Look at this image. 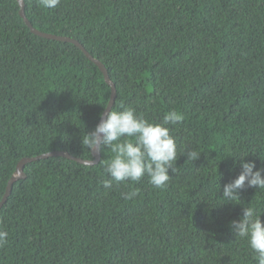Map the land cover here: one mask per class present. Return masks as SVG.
Here are the masks:
<instances>
[{
	"label": "trees",
	"instance_id": "1",
	"mask_svg": "<svg viewBox=\"0 0 264 264\" xmlns=\"http://www.w3.org/2000/svg\"><path fill=\"white\" fill-rule=\"evenodd\" d=\"M24 3L34 28L79 41L105 65L111 110L183 120L168 125L177 161L165 188L145 176L105 190L108 150L94 167L62 156L27 163L0 209V264H258L230 221L244 207L264 215V190L245 186L235 201L222 192L243 162L264 168V0ZM19 10L0 0V201L22 158L92 160L82 137L111 97L79 46L34 34ZM133 188L140 194L125 199Z\"/></svg>",
	"mask_w": 264,
	"mask_h": 264
},
{
	"label": "clouds",
	"instance_id": "2",
	"mask_svg": "<svg viewBox=\"0 0 264 264\" xmlns=\"http://www.w3.org/2000/svg\"><path fill=\"white\" fill-rule=\"evenodd\" d=\"M61 0H37V6L44 9H56ZM105 107V106H104ZM109 104L105 107L107 109ZM183 120L181 113L176 110L167 112L163 123H155L143 114H137L135 108L125 107L101 113L100 123L91 133L82 137V145L93 154L97 151L111 152V157L103 162V171L110 177L103 179L105 190L112 188L113 182L139 183L147 176L151 185L157 188L167 187L171 177L169 170L176 171L177 143L168 125H177ZM187 161H195L199 155L195 150H186ZM248 156V155H247ZM246 157V156H243ZM241 157V160L243 159ZM100 162V163H101ZM85 163V161H83ZM95 160L86 162L87 167H94ZM242 171L237 178L223 187L222 196L228 201L240 199L239 193L245 186L264 190V168L254 171L255 162H243ZM140 194L138 188H133L122 196L132 200ZM262 215L253 207H244L240 221H230L236 239L247 242L249 249L255 254L258 264H264V220ZM8 232L0 229V247L8 242Z\"/></svg>",
	"mask_w": 264,
	"mask_h": 264
},
{
	"label": "water",
	"instance_id": "3",
	"mask_svg": "<svg viewBox=\"0 0 264 264\" xmlns=\"http://www.w3.org/2000/svg\"><path fill=\"white\" fill-rule=\"evenodd\" d=\"M20 6V10L19 13L21 15V17L23 18V20L25 21V23L28 25V27L30 28L31 32H33L34 34L43 37V38H47V39H52V40H59V41H64V42H71L76 44L77 46H79L84 53L91 59L93 60V62H95L100 70L103 72L104 77L106 82L111 86V97H110V101H109V107L104 111L105 114V118L107 115V112L111 111V108L115 102V98H116V88H115V84L111 81L109 73L105 67V65L99 61L96 58H93L92 55L89 54V52L84 48V46L77 40L71 38V37H66V36H60V35H55V34H51V33H46V32H42L36 28L33 27V25L31 24V22L29 21V19L27 18L26 14H25V3L24 0H17ZM100 123V122H99ZM53 156H62L65 158H70L73 159L79 163L85 164L87 161H90V159H81V158H77L75 156L70 155L67 152H62V151H52V152H48L36 157H25L22 158L18 165L17 168L14 172V174L12 175V177L10 178V180L8 181L7 187H6V191L5 194L2 198V200L0 201V209L1 207L4 205V203L7 201V198L9 197V195L11 194L12 188L14 183L22 178H25V172H24V167L27 163L32 162V161H36V160H40V159H45V158H49V157H53ZM94 156V160L96 162V164L100 161L101 159V153L99 151L93 153ZM92 159V160H93ZM83 161H85V163H83Z\"/></svg>",
	"mask_w": 264,
	"mask_h": 264
}]
</instances>
